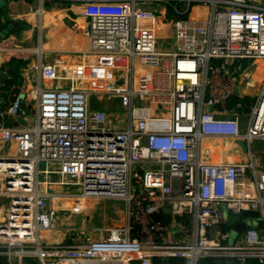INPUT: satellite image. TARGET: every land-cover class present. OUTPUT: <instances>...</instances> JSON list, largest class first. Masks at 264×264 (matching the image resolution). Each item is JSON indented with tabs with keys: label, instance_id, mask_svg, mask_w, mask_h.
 I'll return each mask as SVG.
<instances>
[{
	"label": "built area",
	"instance_id": "1",
	"mask_svg": "<svg viewBox=\"0 0 264 264\" xmlns=\"http://www.w3.org/2000/svg\"><path fill=\"white\" fill-rule=\"evenodd\" d=\"M45 2L81 6L74 54L83 65L80 78L41 68V82L68 87L20 88L0 113L15 121L28 105L27 127L0 128V141L17 145L16 157H0L7 263H264V170L252 152L264 141V79L251 109L243 93L254 88L243 83L248 68L264 63V0ZM164 26L173 41L162 50ZM93 96L120 102L123 113L94 110ZM219 143L233 144L240 159L213 162ZM90 201L125 203V225L68 227L63 242L45 241L78 209L58 202ZM244 212L258 213L260 225L238 233L242 222L228 218Z\"/></svg>",
	"mask_w": 264,
	"mask_h": 264
},
{
	"label": "crops",
	"instance_id": "2",
	"mask_svg": "<svg viewBox=\"0 0 264 264\" xmlns=\"http://www.w3.org/2000/svg\"><path fill=\"white\" fill-rule=\"evenodd\" d=\"M80 11L81 6L72 2H45L42 4L41 0H0V113L7 109L12 102L13 95L18 94L20 88L30 92L38 88L39 85L47 89L56 86L68 87L67 83L41 82L39 77L41 68L56 66L60 69L61 75L80 78L83 58L74 54L75 44L82 37L77 25L80 21ZM169 39L173 41V36H170ZM263 70L264 63H258L256 66L254 64L243 76V83L248 81L254 83L253 89L244 88L243 91L251 100L256 98L260 92L262 82L259 80L263 81L264 79ZM77 85L82 84L78 83ZM100 101L102 104H106V99L100 98ZM114 103L116 102H111L113 108ZM108 107L101 105L94 110L108 113L110 112ZM24 108L27 110L28 105H25ZM92 108L94 107L92 106ZM0 128H18L17 121L4 122L0 119ZM234 150L233 144L219 143L214 149L213 162L235 163L240 157L234 155ZM0 156L2 158L16 157V143L4 144L0 141ZM256 159L257 166L264 170V166H262L264 164ZM4 202V200H0L1 213L7 209ZM94 202L100 201H90L93 207L95 206ZM74 212L65 213L69 214L65 216L73 217ZM117 212L119 215L117 213L115 221H120V224L103 229L122 228L125 225V211L118 210ZM82 219L81 226L88 230L92 219L89 216ZM88 231L91 233L93 230ZM45 237V241L50 244H58L65 239L62 231L49 232ZM174 239H178V236Z\"/></svg>",
	"mask_w": 264,
	"mask_h": 264
},
{
	"label": "rangeland",
	"instance_id": "3",
	"mask_svg": "<svg viewBox=\"0 0 264 264\" xmlns=\"http://www.w3.org/2000/svg\"><path fill=\"white\" fill-rule=\"evenodd\" d=\"M169 24V19L166 21ZM160 35V40H159V46L161 47L162 50L171 48V42L169 37L172 36V30L170 29V27H163L160 31L159 34ZM251 65L250 62H246L245 66L249 67ZM264 72V70H263ZM259 82H262V79L259 80ZM100 86V85H97ZM93 87V88H97ZM92 106L94 107L93 109H97L98 107H100L101 105L106 106L109 108V111L112 112H118L119 114L123 113V109L121 108L120 102H116L114 103V108L111 104L110 101L106 100V104H102L100 101V99L97 96H93L92 98ZM108 103V104H107ZM253 106V100H250L247 103V108L251 109ZM117 110H116V109ZM107 113V112H106ZM109 113V112H108ZM34 111L31 110L30 116H29V124L30 126L35 124V120H34ZM247 125V119H243V127H245ZM264 141H257L252 145V151L253 153V157L256 159H258L262 164H264ZM263 149V150H262ZM258 151V152H257ZM256 152V154H255ZM258 153V154H257ZM2 157V156H0ZM256 159V160H257ZM264 166V165H262ZM45 166L42 164L41 165V170H44ZM41 180H43V183L45 182V178L43 176H41ZM51 182L57 183L60 182V178L58 176H52L51 177ZM53 193L58 194L59 192H64V193H68L70 195H74L77 194L78 191L75 188H70V189H62L59 187H52L51 188ZM5 205H7V201L4 202ZM95 206L93 207L92 203L90 202H82L80 205L81 207L79 209H77V211L74 212V216L70 217V216H65V215H69V214H61L62 215V220L59 221V223L56 225L58 228L62 229L59 231H62V235L63 238L66 237V231L64 229L68 228V227H76V228H80L83 227L82 222H83V217L85 216H89L92 220L88 226V230H98V229H103L106 227H113V226H117L118 224H120V221H115V219H117V213L119 215V212H117L118 210L120 211H125L126 213V205L123 202H119V201H100V202H94ZM71 213V211L69 212ZM70 217V218H69ZM95 232V231H94ZM93 232V233H94ZM46 235V234H45ZM44 235V238L46 239ZM96 235V234H93Z\"/></svg>",
	"mask_w": 264,
	"mask_h": 264
},
{
	"label": "water",
	"instance_id": "4",
	"mask_svg": "<svg viewBox=\"0 0 264 264\" xmlns=\"http://www.w3.org/2000/svg\"><path fill=\"white\" fill-rule=\"evenodd\" d=\"M28 111H24L23 114L16 120L17 121V127L22 126V127H27L28 126ZM240 147L243 149L244 152H247V146L245 143H240ZM10 158V157H7ZM24 162H27L26 159H23ZM57 207L61 210H69V209H77L79 207L78 203H72V202H58ZM250 219L256 220V221H248ZM260 219V215L255 212H244L241 216L239 217H232L230 216L228 218L229 223H236V222H242L241 225H237L236 231L238 233H242L244 230H246L248 227L252 226H259L260 222L258 221ZM248 221V222H247ZM247 222V223H246ZM6 248H0V264H8L5 254L7 253ZM216 264H223L222 261H217ZM224 264H234L233 262H226Z\"/></svg>",
	"mask_w": 264,
	"mask_h": 264
},
{
	"label": "trees",
	"instance_id": "5",
	"mask_svg": "<svg viewBox=\"0 0 264 264\" xmlns=\"http://www.w3.org/2000/svg\"><path fill=\"white\" fill-rule=\"evenodd\" d=\"M172 262L175 263L176 261H172ZM134 264H137V263H134ZM156 264H164V263L161 262V261H156ZM200 264H216V262L215 261H211V260H204ZM248 264H264V263H260L258 261H251Z\"/></svg>",
	"mask_w": 264,
	"mask_h": 264
},
{
	"label": "bare ground",
	"instance_id": "6",
	"mask_svg": "<svg viewBox=\"0 0 264 264\" xmlns=\"http://www.w3.org/2000/svg\"><path fill=\"white\" fill-rule=\"evenodd\" d=\"M11 53H13V52H11ZM79 208V207H78Z\"/></svg>",
	"mask_w": 264,
	"mask_h": 264
}]
</instances>
